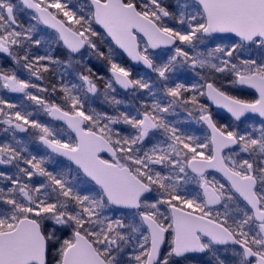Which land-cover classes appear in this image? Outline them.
I'll use <instances>...</instances> for the list:
<instances>
[{
	"label": "snow or ice",
	"instance_id": "obj_1",
	"mask_svg": "<svg viewBox=\"0 0 264 264\" xmlns=\"http://www.w3.org/2000/svg\"><path fill=\"white\" fill-rule=\"evenodd\" d=\"M0 264H264V0H0Z\"/></svg>",
	"mask_w": 264,
	"mask_h": 264
},
{
	"label": "rangeland",
	"instance_id": "obj_2",
	"mask_svg": "<svg viewBox=\"0 0 264 264\" xmlns=\"http://www.w3.org/2000/svg\"><path fill=\"white\" fill-rule=\"evenodd\" d=\"M14 2H15V0H14ZM73 2H75V0H73ZM93 63H97V62L93 61ZM238 94H243V93H238ZM7 98L10 100H13L14 102H17V103L25 102V101H23V97L19 94L8 95ZM26 103H30V102H26ZM96 105L101 106L100 101H97ZM34 118L40 119L41 121H48L49 120V118L43 116L42 114H37ZM49 122L52 123L51 121H49ZM197 134H201V133H197ZM21 135L24 136L25 143L28 145L29 149L32 152H38V153L43 152V149L34 140H32L31 137H29L25 134H21ZM51 166L52 165H49V167H51Z\"/></svg>",
	"mask_w": 264,
	"mask_h": 264
},
{
	"label": "trees",
	"instance_id": "obj_3",
	"mask_svg": "<svg viewBox=\"0 0 264 264\" xmlns=\"http://www.w3.org/2000/svg\"><path fill=\"white\" fill-rule=\"evenodd\" d=\"M172 2V0H165V3H171ZM247 93V92H246ZM238 94V93H237ZM239 95H242V97L243 98H246V99H250L251 98V96L249 95V96H246V94H239ZM96 107H101V106H98V105H95ZM217 118V117H216ZM217 119H219V118H217Z\"/></svg>",
	"mask_w": 264,
	"mask_h": 264
},
{
	"label": "water",
	"instance_id": "obj_4",
	"mask_svg": "<svg viewBox=\"0 0 264 264\" xmlns=\"http://www.w3.org/2000/svg\"><path fill=\"white\" fill-rule=\"evenodd\" d=\"M213 110H214V111H217V112H221V113H223V110H220V109H215V108H213ZM224 114H226V113H224ZM226 115H227V114H226ZM56 123L59 124V122H56Z\"/></svg>",
	"mask_w": 264,
	"mask_h": 264
},
{
	"label": "flooded vegetation",
	"instance_id": "obj_5",
	"mask_svg": "<svg viewBox=\"0 0 264 264\" xmlns=\"http://www.w3.org/2000/svg\"><path fill=\"white\" fill-rule=\"evenodd\" d=\"M244 94H246V96H249L246 92L244 93ZM251 99V98H250ZM215 112V111H214ZM226 117V116H225Z\"/></svg>",
	"mask_w": 264,
	"mask_h": 264
}]
</instances>
